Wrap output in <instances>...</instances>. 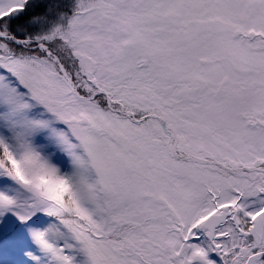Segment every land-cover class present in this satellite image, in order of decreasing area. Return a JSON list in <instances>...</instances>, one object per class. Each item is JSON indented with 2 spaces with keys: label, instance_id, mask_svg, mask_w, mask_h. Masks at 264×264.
<instances>
[{
  "label": "snow or ice",
  "instance_id": "1",
  "mask_svg": "<svg viewBox=\"0 0 264 264\" xmlns=\"http://www.w3.org/2000/svg\"><path fill=\"white\" fill-rule=\"evenodd\" d=\"M0 264H264V0H0Z\"/></svg>",
  "mask_w": 264,
  "mask_h": 264
}]
</instances>
